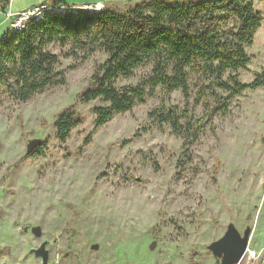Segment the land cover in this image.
Segmentation results:
<instances>
[{"label": "rangeland", "instance_id": "1", "mask_svg": "<svg viewBox=\"0 0 264 264\" xmlns=\"http://www.w3.org/2000/svg\"><path fill=\"white\" fill-rule=\"evenodd\" d=\"M53 1L12 0L9 11ZM57 1L124 11L148 0ZM255 7L264 14V3ZM4 20L0 14V36L8 30ZM254 37L242 83L264 69V22ZM46 50L59 59L66 84L21 104L0 97V264H40L28 251L45 240H55L48 257L54 264H217L207 246L229 224L240 233L252 229L249 249H264V88L232 97L211 120L193 96L186 103L172 92L165 107L187 108L203 127L197 142L183 147L148 117L162 105L159 93L93 131L91 110L100 104L81 105L78 96L106 57L56 44ZM150 69L135 70L117 87L138 84ZM71 107L82 124L61 145L54 120ZM35 139L42 153L32 158L36 151L26 156V146Z\"/></svg>", "mask_w": 264, "mask_h": 264}, {"label": "trees", "instance_id": "2", "mask_svg": "<svg viewBox=\"0 0 264 264\" xmlns=\"http://www.w3.org/2000/svg\"><path fill=\"white\" fill-rule=\"evenodd\" d=\"M257 3L264 0H148L124 11L105 7L79 17L45 15L23 32L6 30L0 36V97L21 104L66 84L64 71L57 69L59 59L46 50L50 44L70 46L86 58L101 52L105 62L94 68L78 96L81 105L100 104L91 110L93 131L159 93L162 105L148 114L151 122L169 128L183 147L192 145L203 132L201 121L193 122L187 108H166L172 92L186 103L193 96L194 107L201 105L211 120L227 111L232 97L264 88V69L250 83H242L240 75L251 63L246 49L264 22ZM145 65L150 72L138 84L117 87L119 79L131 78ZM54 121L61 145L82 124L73 107ZM41 153L39 148L31 157Z\"/></svg>", "mask_w": 264, "mask_h": 264}, {"label": "water", "instance_id": "3", "mask_svg": "<svg viewBox=\"0 0 264 264\" xmlns=\"http://www.w3.org/2000/svg\"><path fill=\"white\" fill-rule=\"evenodd\" d=\"M41 142L37 139L31 140L27 144L26 156L31 155L36 149L39 148ZM28 228L23 231L27 232ZM30 233L34 235L36 239L42 237L40 227H33L30 229ZM252 229L246 228L242 233L237 231L234 225L229 224L226 228V232L221 237V239L214 241V243L207 246V251L213 257L215 263L217 264H240L242 258L244 257L249 241L251 239ZM55 244V240L49 242L47 240L42 241L40 245L35 249H30L28 251L29 255H32L34 259L40 261V264H54L49 262V248ZM156 242L150 244L148 250L152 252L155 249ZM92 251H97L98 246L92 245Z\"/></svg>", "mask_w": 264, "mask_h": 264}, {"label": "built area", "instance_id": "4", "mask_svg": "<svg viewBox=\"0 0 264 264\" xmlns=\"http://www.w3.org/2000/svg\"><path fill=\"white\" fill-rule=\"evenodd\" d=\"M10 2H12V0H8V3ZM57 2V0H54L52 3H42L41 5L17 12V14L9 11V4H4L3 7H0V14L5 16L4 24H8V30L16 34L18 32H23L31 23H40L45 15L54 16L57 14L60 16H67V14H72L74 17H79L81 13L98 14L104 9L101 4L65 6ZM245 257L250 264L259 261V264H264V249H260L258 252H256V250L251 251L248 245L247 251L241 261H243Z\"/></svg>", "mask_w": 264, "mask_h": 264}, {"label": "crops", "instance_id": "5", "mask_svg": "<svg viewBox=\"0 0 264 264\" xmlns=\"http://www.w3.org/2000/svg\"><path fill=\"white\" fill-rule=\"evenodd\" d=\"M7 1V4H9L8 5V7L10 6V4H11V2L10 3H8V0H6ZM58 2H60V1H58ZM61 4H63V5H65L64 3H62V2H60ZM42 4V3H41ZM41 4H39V5H41ZM36 6H38V5H36ZM66 6V5H65ZM68 6V5H67ZM71 6H75V5H71ZM105 6V5H104ZM32 7H34V6H32ZM31 8V7H30ZM12 13H16V12H14V11H12V10H10ZM20 11V10H19ZM18 12V11H17Z\"/></svg>", "mask_w": 264, "mask_h": 264}]
</instances>
